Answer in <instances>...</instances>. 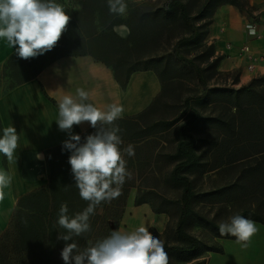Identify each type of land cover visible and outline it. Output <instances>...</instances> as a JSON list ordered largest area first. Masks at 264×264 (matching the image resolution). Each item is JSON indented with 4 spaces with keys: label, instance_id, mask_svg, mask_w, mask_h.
Returning a JSON list of instances; mask_svg holds the SVG:
<instances>
[{
    "label": "trees",
    "instance_id": "obj_1",
    "mask_svg": "<svg viewBox=\"0 0 264 264\" xmlns=\"http://www.w3.org/2000/svg\"><path fill=\"white\" fill-rule=\"evenodd\" d=\"M76 1L80 8L71 16L67 31L53 50L28 60L12 55L9 64L18 77V84L35 78L59 57L91 55L112 68L122 88H126L132 73L154 71L163 84L158 104L165 98L167 87L178 77L196 79L202 90L185 97L179 114L170 119L146 121L143 118L146 112H143L115 122L121 139L134 145L138 166L135 168L134 159L128 156L126 167L129 172L137 173L141 183L136 184L137 177L126 178L122 194L110 203L102 202L90 216L91 230L67 242L57 238L59 234H67L58 225L61 205L67 206L71 218L86 209L89 202L81 199L75 187L68 163L71 153L62 150V145L52 149L48 153L49 185L19 199L10 228L0 239V255L7 259L12 248L22 258L19 264H35L44 259L59 264L63 261L61 251L66 243L74 242L83 251L109 237L114 231L111 222L121 218L131 189L137 187L135 205L148 203L156 214L165 213L175 219L174 226L169 223L163 235L169 264L194 260L196 264H205L199 259L210 252L223 253V248L209 245L190 230L202 229L218 239H236L222 236L219 224L202 214L199 205L253 197L258 202L256 211L245 209L239 215L264 225V76L239 89L234 87L238 77L230 74H224L229 80L217 81L215 77L222 75L218 70L220 57H216L213 46L206 43L209 26L219 7L231 4L250 17L252 9L247 0H203L193 15L185 0L142 2L127 18L130 35L123 39L114 30L122 20L110 14L107 0ZM176 29L180 31L177 33ZM191 48L205 50L198 56L199 61L183 53ZM216 107L229 114L207 111ZM95 132L96 129H91L80 134L81 143ZM161 141L172 146L171 152L157 150L152 156L150 150ZM210 152L217 155L213 164L207 159ZM151 161L156 167L151 166ZM222 166L240 167L235 182L215 190H196V182L203 175ZM151 179L179 191V197L163 196L149 184ZM150 232L159 239L155 230ZM13 237L14 243L8 244L6 241Z\"/></svg>",
    "mask_w": 264,
    "mask_h": 264
},
{
    "label": "crops",
    "instance_id": "obj_2",
    "mask_svg": "<svg viewBox=\"0 0 264 264\" xmlns=\"http://www.w3.org/2000/svg\"><path fill=\"white\" fill-rule=\"evenodd\" d=\"M247 1L252 9V17L234 5H223L215 11L206 38V43L213 46L215 56L220 57L219 72L238 77V83L234 85L236 89L264 76V0ZM56 2L64 6L70 17L80 8L76 0ZM125 3L127 14L119 16L122 23L114 26L115 32L123 39L130 35L126 20L139 2L125 0ZM249 20L257 21L259 37L248 34L246 23ZM14 54L15 50L7 44L6 39H0V71L9 65L14 72L9 64ZM250 66L252 69H249ZM78 88L86 90L89 93V102L101 109L113 103L122 105L124 109L122 118L136 117L146 112L143 116L146 121L159 119L150 116L158 104V96L163 91V84L154 71L132 73L126 88H122L112 68L91 55L59 57L45 66L35 78L21 84L17 83L1 92L0 136H3L4 128L13 126L19 140L13 162H9L0 153V171L6 172L12 178L10 186L3 189L4 198L0 200V237L10 228L19 199L39 188L48 187L50 181L48 153L68 139V134L60 131L55 122L59 111L57 101L65 95L75 97ZM165 100L167 98H163L162 103ZM170 118L172 117L164 119ZM91 129L93 128L87 122L74 125L73 134H84ZM122 141L120 146L122 151L128 145L134 148L131 142ZM166 146L167 143L161 141L160 145L150 150L152 156ZM132 158L137 168L138 156L135 151ZM124 159L126 161L128 159L126 153ZM151 163L152 167H156L154 161ZM136 184H139L137 180ZM136 193L137 187L131 189L121 218L111 222L113 230L131 232L144 226L149 231L155 230L161 241L170 216L165 213L156 214L148 203L135 205ZM211 240L207 242L209 245L222 247L221 242L226 239L211 237ZM213 254L217 253L210 252L199 260L211 264ZM177 264H196V261Z\"/></svg>",
    "mask_w": 264,
    "mask_h": 264
},
{
    "label": "clouds",
    "instance_id": "obj_3",
    "mask_svg": "<svg viewBox=\"0 0 264 264\" xmlns=\"http://www.w3.org/2000/svg\"><path fill=\"white\" fill-rule=\"evenodd\" d=\"M109 12L125 16V0H107ZM71 17L64 6L56 0H0V39L15 50L24 60L38 57L55 48L63 33L67 31ZM251 35L254 28L249 26ZM58 119L55 121L68 139L62 142V150L71 153V166L75 187L81 199L88 206L74 217L68 216V208L62 204L58 214V225L67 234L58 239L72 241L73 236H82L91 230L90 216L102 202L110 203L122 194V186L131 174L127 170L126 153L134 155V148L123 143L115 122L123 116V106L107 105L101 109L89 102V93L83 88L76 90V96L65 95L57 101ZM96 129L81 143V136L73 134V126L83 123ZM19 136L13 126L3 130L0 136V153L9 162L15 159ZM11 177L0 171V200L3 189L10 186ZM218 230L222 236L230 235L242 247L247 248L257 233L256 222L242 215H233L221 222ZM64 264H169L168 254L162 241L152 235L148 228L140 226L131 232L112 231L111 235L83 251L74 242L66 243L61 251Z\"/></svg>",
    "mask_w": 264,
    "mask_h": 264
},
{
    "label": "rangeland",
    "instance_id": "obj_4",
    "mask_svg": "<svg viewBox=\"0 0 264 264\" xmlns=\"http://www.w3.org/2000/svg\"><path fill=\"white\" fill-rule=\"evenodd\" d=\"M152 0H138V4L142 2H147ZM189 3L191 13L194 15L197 12V9L201 5L203 0H185ZM137 4V5H138ZM180 30L176 29L178 33ZM175 33V32H174ZM167 49V48H166ZM205 50L198 48H191L183 51V53L188 58H195L197 61L200 60V56ZM163 51L159 50L158 53L162 54ZM167 54V53H166ZM221 76H216L215 79L219 82H223L224 80H229L225 73H221ZM234 76V75H232ZM18 77L14 74V72L10 69L9 65H7L3 70L0 71V93L10 89L14 85L17 84ZM213 80L210 81V84H213ZM202 88L196 79H192L191 77H178L176 80L172 81L167 87L165 91V98L167 100L163 101L161 104H157L151 112L150 116L154 119L156 118H167L173 117L176 114H179L183 100L187 96H191L201 92ZM207 111H213L215 113L221 114H229V111H225L220 107L216 108H208ZM225 111V112H224ZM172 146L167 145L166 147L161 148L162 152L171 151ZM217 155L209 153L207 159L211 160V164H213L216 160ZM160 166V165H159ZM240 173L239 166H222L216 168L214 171L206 173L196 182V190L197 191H210L215 190L223 186H227L232 184L237 180ZM130 178L135 179L137 177V173L134 171H130ZM139 183L140 177L138 176L136 179ZM151 186H155L163 196L167 198H178L179 191L172 190L169 188H165L162 185L158 184L155 179H151L149 181ZM258 207V202L252 198H243L231 203H217L212 205L201 204L198 206V210L206 215L207 218L214 220L216 223L226 222L228 218L242 213L245 209H250L255 212ZM175 219L171 218L168 221V224L171 223V226H174ZM258 228L257 233L251 238V242L247 248L242 247L234 240H223L221 242L223 247V253L213 254L211 264H264V225L260 223H256ZM190 232L196 236H198L204 242H211V237L207 232L202 229H192ZM2 237V236H1ZM0 237V239H1ZM161 241H164V236H162ZM160 239V237H159ZM2 240V239H1ZM0 240V241H1ZM15 238H11L6 241L8 244H13ZM9 257L5 259L0 255V264H19L22 262V258L16 254V251L9 248ZM21 260V261H20ZM58 262V261H57ZM35 264H51V262L47 260H42V262ZM59 264H64L63 261H59Z\"/></svg>",
    "mask_w": 264,
    "mask_h": 264
},
{
    "label": "built area",
    "instance_id": "obj_5",
    "mask_svg": "<svg viewBox=\"0 0 264 264\" xmlns=\"http://www.w3.org/2000/svg\"><path fill=\"white\" fill-rule=\"evenodd\" d=\"M246 26H247V29H248V34H250V31H249V26H252V28H254L255 30V34L254 35H251V36H254V37H259V32H258V24H257V21L256 20H249L247 21L246 23ZM243 49H246V48H243ZM249 69H252V66L249 67Z\"/></svg>",
    "mask_w": 264,
    "mask_h": 264
}]
</instances>
